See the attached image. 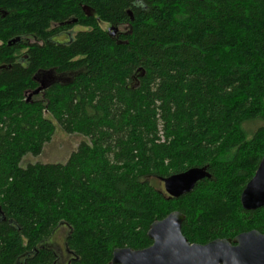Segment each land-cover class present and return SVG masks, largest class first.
Here are the masks:
<instances>
[{"label": "trees", "instance_id": "16d2710c", "mask_svg": "<svg viewBox=\"0 0 264 264\" xmlns=\"http://www.w3.org/2000/svg\"><path fill=\"white\" fill-rule=\"evenodd\" d=\"M57 126L87 141L22 167ZM263 157L264 0H0V264H110L173 212L191 244L264 234L240 204Z\"/></svg>", "mask_w": 264, "mask_h": 264}, {"label": "water", "instance_id": "95a60500", "mask_svg": "<svg viewBox=\"0 0 264 264\" xmlns=\"http://www.w3.org/2000/svg\"><path fill=\"white\" fill-rule=\"evenodd\" d=\"M108 32L115 37L118 28L110 27ZM46 87L47 83L40 81L32 95ZM204 178H209L206 168H191L160 179V183L169 198H179L190 193ZM240 204L246 211L264 207V157L244 187ZM183 221L184 215L173 212L153 222L147 232L151 246L142 250L115 249L110 264H264V234L249 231L233 239H217L205 245L191 244L182 235Z\"/></svg>", "mask_w": 264, "mask_h": 264}, {"label": "rangeland", "instance_id": "374dc122", "mask_svg": "<svg viewBox=\"0 0 264 264\" xmlns=\"http://www.w3.org/2000/svg\"><path fill=\"white\" fill-rule=\"evenodd\" d=\"M118 31L125 32L124 28H118ZM87 141L81 135L66 134L58 126L55 129L54 135L50 142H48L39 156L33 157L31 155L26 156L21 166L25 167L28 164H65L72 152H74L80 142ZM163 189V186L160 185ZM68 229L65 226H61L59 230L51 238L50 245L58 254L61 262H65L68 259L65 249V238L67 236Z\"/></svg>", "mask_w": 264, "mask_h": 264}, {"label": "flooded vegetation", "instance_id": "af4514ba", "mask_svg": "<svg viewBox=\"0 0 264 264\" xmlns=\"http://www.w3.org/2000/svg\"><path fill=\"white\" fill-rule=\"evenodd\" d=\"M40 83V82H39ZM162 185V184H161Z\"/></svg>", "mask_w": 264, "mask_h": 264}]
</instances>
